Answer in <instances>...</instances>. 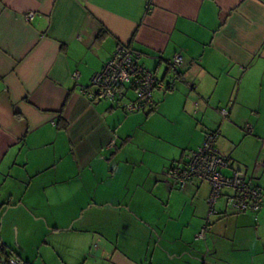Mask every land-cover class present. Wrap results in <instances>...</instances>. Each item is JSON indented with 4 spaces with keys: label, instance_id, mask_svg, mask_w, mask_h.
<instances>
[{
    "label": "crops",
    "instance_id": "crops-1",
    "mask_svg": "<svg viewBox=\"0 0 264 264\" xmlns=\"http://www.w3.org/2000/svg\"><path fill=\"white\" fill-rule=\"evenodd\" d=\"M119 43L163 83L143 111L120 107L127 88L116 103L81 92ZM209 131L223 173L264 192V0H0V252L26 264H264V206L239 212L223 189L196 238L209 184L166 181ZM160 198L176 213L159 217ZM83 234L86 248L68 249Z\"/></svg>",
    "mask_w": 264,
    "mask_h": 264
},
{
    "label": "built area",
    "instance_id": "built-area-1",
    "mask_svg": "<svg viewBox=\"0 0 264 264\" xmlns=\"http://www.w3.org/2000/svg\"><path fill=\"white\" fill-rule=\"evenodd\" d=\"M32 13H27L30 19ZM140 53L130 45L119 43L109 59L100 70L96 71L88 87L81 92L91 101H108L116 103L123 94L124 88L129 89L134 97L121 103L120 107L125 113H135L150 108L153 104V91L162 88L154 72L140 62ZM181 55L176 53L168 62L170 68L176 69L181 64ZM75 78L77 74L73 75ZM222 117L228 116L226 107L220 108ZM252 127L245 126L250 132ZM217 133H205L202 143L190 150L188 161L183 165H173L166 173V181L173 187L182 188L191 181L206 182L210 186L207 197L209 212L203 227L196 233V238H203L209 223V215L215 213L214 204L223 189L232 191L229 197L231 205L239 212H256L264 206V192L252 185L239 171L232 169L230 174L223 173L229 168L225 157L221 156L215 148ZM0 264H24L14 256L0 252Z\"/></svg>",
    "mask_w": 264,
    "mask_h": 264
},
{
    "label": "rangeland",
    "instance_id": "rangeland-1",
    "mask_svg": "<svg viewBox=\"0 0 264 264\" xmlns=\"http://www.w3.org/2000/svg\"><path fill=\"white\" fill-rule=\"evenodd\" d=\"M148 125V128H150V129H152V128H154L156 125H159V117L158 116H155V117H153V118H151L150 120H149V123L147 124ZM143 126H146V124H144ZM136 139H140V138H136ZM136 139H134V141L132 142V144L130 143V144H128L124 149V151H131L132 149H133V147H135V144L137 143L136 141ZM198 147V146H197ZM225 170V169H224ZM208 184V183H207ZM209 190H210V187H209ZM167 198V197H166ZM159 200H161V206L159 205V217H162V216H164L165 217V215H172V214H175L176 213V211L174 210H172V209H165L164 208V204H165V202H166V199L165 198H160ZM218 204H219V202L215 205V208H217L218 207ZM207 205H208V203H207ZM209 207V206H208ZM123 231V230H122ZM88 234H83L82 235V238L81 237H78L76 240H73L71 237L70 238H68L69 240H66V241H64V243H66V245L68 246V249H75V248H78V247H84V249L86 248V246H87V244H88ZM10 239H12V237H11V235H10ZM115 241H113L112 240V242L114 243H116V239H114ZM111 241V240H110ZM156 241H157V239L156 238H153L152 240H151V248L149 249V251L142 257L141 256V258H145V260H147V261H149L150 260V258H151V256H152V252H153V250H152V246H153V244L154 243H156ZM27 244V243H26ZM94 244H97V243H94ZM102 246V245H101ZM136 248H138V246H137V244H136ZM90 262H88V264H89Z\"/></svg>",
    "mask_w": 264,
    "mask_h": 264
},
{
    "label": "trees",
    "instance_id": "trees-1",
    "mask_svg": "<svg viewBox=\"0 0 264 264\" xmlns=\"http://www.w3.org/2000/svg\"><path fill=\"white\" fill-rule=\"evenodd\" d=\"M2 252H4V251H2ZM5 254L10 255V256H13V255L10 254L8 251H7V253H5ZM14 257H15V256H14ZM24 264H26V263H24Z\"/></svg>",
    "mask_w": 264,
    "mask_h": 264
}]
</instances>
